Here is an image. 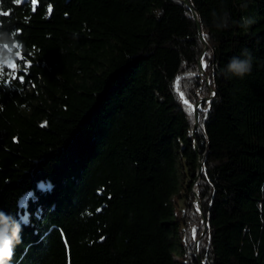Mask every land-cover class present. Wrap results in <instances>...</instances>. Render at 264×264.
<instances>
[{
    "label": "trees",
    "instance_id": "trees-1",
    "mask_svg": "<svg viewBox=\"0 0 264 264\" xmlns=\"http://www.w3.org/2000/svg\"><path fill=\"white\" fill-rule=\"evenodd\" d=\"M2 30L11 264H264V0H0Z\"/></svg>",
    "mask_w": 264,
    "mask_h": 264
},
{
    "label": "clouds",
    "instance_id": "clouds-1",
    "mask_svg": "<svg viewBox=\"0 0 264 264\" xmlns=\"http://www.w3.org/2000/svg\"><path fill=\"white\" fill-rule=\"evenodd\" d=\"M17 3L20 0H16ZM227 16V13H226ZM254 21L248 18H242V25L247 26ZM219 27H228L227 19L219 23ZM18 32L16 30L0 31V70L4 69L9 63L16 59L19 41L16 40ZM252 70V58L250 53H246L245 59L232 57L226 66L227 73L236 77H244ZM22 225L10 213L0 210V264H11L15 248L22 243Z\"/></svg>",
    "mask_w": 264,
    "mask_h": 264
},
{
    "label": "water",
    "instance_id": "water-1",
    "mask_svg": "<svg viewBox=\"0 0 264 264\" xmlns=\"http://www.w3.org/2000/svg\"><path fill=\"white\" fill-rule=\"evenodd\" d=\"M200 64H201V73H203V71H204V67H205V65H204V63H203V60L200 61ZM213 93H214V92H212L211 97L214 96ZM211 97H210V98H211ZM199 108H200V107H199V103H198L197 105L193 106V109L195 110L196 120H197V112H196V110L199 109ZM195 127H196V124H195ZM195 148H196V147H195ZM201 169H202V166H201V163H199L198 173H197V176H198V177H199V175H200V173H201ZM197 182H198V180H197ZM194 193H195V196H196L195 202H196L197 205H198V208H197V209H198L199 213H201V205H200L199 198H198V196H197V189L194 190Z\"/></svg>",
    "mask_w": 264,
    "mask_h": 264
},
{
    "label": "rangeland",
    "instance_id": "rangeland-1",
    "mask_svg": "<svg viewBox=\"0 0 264 264\" xmlns=\"http://www.w3.org/2000/svg\"><path fill=\"white\" fill-rule=\"evenodd\" d=\"M11 63H13V61ZM187 180H189V177L187 178ZM195 189H196V187L193 186L192 187L193 192H194ZM181 195H182V197L179 200V205H180V208L183 209V207H184V201H185V191L184 190L181 191Z\"/></svg>",
    "mask_w": 264,
    "mask_h": 264
},
{
    "label": "snow or ice",
    "instance_id": "snow-or-ice-1",
    "mask_svg": "<svg viewBox=\"0 0 264 264\" xmlns=\"http://www.w3.org/2000/svg\"><path fill=\"white\" fill-rule=\"evenodd\" d=\"M17 55H19V54L17 53ZM11 67L15 68V64H12ZM213 95H215V94L213 93Z\"/></svg>",
    "mask_w": 264,
    "mask_h": 264
}]
</instances>
